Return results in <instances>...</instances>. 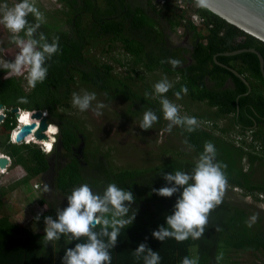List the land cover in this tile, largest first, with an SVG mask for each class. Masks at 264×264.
<instances>
[{"label": "trees", "instance_id": "trees-1", "mask_svg": "<svg viewBox=\"0 0 264 264\" xmlns=\"http://www.w3.org/2000/svg\"><path fill=\"white\" fill-rule=\"evenodd\" d=\"M7 1L14 4L19 2ZM59 1L69 7L70 17L61 26L44 23L40 29L49 42L53 37H59L61 49L50 62L46 81L33 90L28 88L26 82L23 85L21 79L4 78L5 73L0 70V105L5 111V117L13 115V108L27 112L40 111L58 129L53 153L61 156V151L57 152V148L63 150L62 155L67 158V162L59 164L56 170V196L63 197L65 201L71 190L81 183H88L97 191H103L108 183H116L133 192L135 203L132 207L138 209L136 219L131 226L121 230L118 244L111 250L112 264H143L142 259L134 257V250L140 243H147L153 251L159 253L160 264H181L185 256H198L199 264H217L216 256L220 254H223V259L219 264H239L230 254H264V224L258 219L251 228L247 227L246 221L252 216L250 210L226 199L212 211L209 227L203 238H190L184 242L174 239L163 242L155 240L152 232L166 223L165 217L172 214L180 192L172 197H161L153 189L169 186L163 179L164 174L175 170L190 171L195 163L185 161L181 151L174 152L171 158L163 160L156 167L146 169H114L109 154L87 152L84 148L83 157L80 158L77 149L82 142L85 143V129L75 117L68 116L73 86L78 79L84 85L103 91L110 99L112 96L122 95L131 100L132 106L137 107L138 111L153 110L160 118L156 124H163L158 99L149 100L134 92L115 72L113 62L94 59L90 55V51L99 43L107 45V53L116 47L120 48L130 57L128 63L114 57L120 64L133 63L132 70L135 72L136 67L142 66L150 72L160 70L175 76L177 80L168 92L169 95H174L186 85L188 92L184 95L192 101L204 102L211 108L209 114L200 116L208 124L206 127L199 125L193 133H187L181 128L182 144L187 138L191 149L200 155L204 143L211 141L218 152L217 160L227 165L229 187L240 189L243 195L258 201V195L264 193V185L254 181L253 168L264 163V78L255 53H221L254 48L264 61V42L207 8L197 7V12L204 18V33L196 36L190 49L172 47L163 19L170 24L173 20L181 22L185 10L180 12L176 3L169 1L159 6L156 0ZM28 19L34 22L31 15ZM184 27L189 32L196 30L189 20L185 21ZM185 53L190 56L189 62ZM214 55L219 62L243 75L249 85L215 63ZM169 58L181 60L182 65L173 69L170 64L161 63V60ZM18 96L28 97L30 103L17 104ZM221 118L227 119L223 126L218 123ZM8 124V119L6 123H1L0 137L4 139L0 140V148L10 144L8 138L12 128ZM248 131L250 141L244 137ZM237 135L240 136L238 144L235 142ZM52 154L45 155L33 145L29 158L21 163L27 175L38 176L45 173ZM244 160L247 162L246 170ZM1 197L0 193V207ZM62 203L56 200L49 202L46 216L52 215L55 219V208L67 207V204ZM44 235L45 232L23 234L7 216H1L0 264H62L65 248L74 247L79 242L72 241L66 245L62 238L54 249L51 243L45 247ZM53 251L56 257H53Z\"/></svg>", "mask_w": 264, "mask_h": 264}, {"label": "clouds", "instance_id": "clouds-1", "mask_svg": "<svg viewBox=\"0 0 264 264\" xmlns=\"http://www.w3.org/2000/svg\"><path fill=\"white\" fill-rule=\"evenodd\" d=\"M193 2L199 8L205 6V0H193ZM30 15L34 18V22L29 21ZM44 23H46L45 15L36 6L34 0H19L11 6L7 2L0 3V26L10 34L9 44L17 49L15 54L11 55L13 57L11 60L5 59L10 55L9 49L0 42V70L5 73L4 78L23 77L28 88L33 90L46 81L51 67L50 62L61 49L59 37H53L49 42L48 37L40 31ZM161 63H168L173 69L182 65L181 60L172 58L161 60ZM152 87L153 91L145 92V96L158 99L163 119L168 122L165 131L171 133L174 127H180L187 133H193L199 128L197 118L182 115L181 106L166 95L174 87L167 77L157 81ZM187 92L185 85L174 95L179 100L182 99L181 93L187 94ZM16 103L27 105L30 101L26 96H18ZM71 104L79 112H91L95 117L102 116L103 110L108 107L97 100L95 92L87 90H83L82 93L73 92ZM32 113L26 112L30 115ZM18 117H15L17 122H19ZM159 119L156 112L149 109L143 113L139 127L145 131L153 129ZM27 122L25 120V123ZM12 131L8 138L10 144H13L10 142ZM15 138L14 135L13 141ZM25 143L36 144L39 147V144L33 141ZM183 143L192 147L187 138ZM14 144L16 145L17 142ZM48 150L50 151V148ZM217 156L215 145L211 141H206L203 151L190 171L175 170L164 174L163 179L169 186L153 189L155 194L172 197L180 192V195L173 206L172 214L165 217L166 223L152 232L155 240L163 242L174 239L177 242H184L190 238L199 240L204 237L209 227V217L212 211L223 203L229 187L227 165L218 161ZM4 174V169L0 168V178ZM41 190L46 194H52V189L47 184ZM66 200L67 207L55 208V219L52 215L44 216L43 208L34 216L37 222L43 217L45 247L51 243L56 249L62 238L66 245L72 241H79L74 247L65 248L62 264H112L111 250L117 246L121 230L131 226L136 219L138 209L132 207L135 203L133 192L119 187L116 183H108L103 191L94 190L88 183H81L71 190ZM258 218V213L249 217L246 221L247 227L251 228ZM134 257L137 260L142 259L143 264L161 262L159 253L153 251L147 243L138 245L134 250ZM222 259L223 254L217 255V264ZM181 264H199V257L185 256Z\"/></svg>", "mask_w": 264, "mask_h": 264}, {"label": "rangeland", "instance_id": "rangeland-1", "mask_svg": "<svg viewBox=\"0 0 264 264\" xmlns=\"http://www.w3.org/2000/svg\"><path fill=\"white\" fill-rule=\"evenodd\" d=\"M98 1L101 2L102 0ZM156 1L159 6L162 5L159 0ZM169 1L173 4L177 3V0ZM5 2L10 6L14 5V2L0 0V3ZM34 2L40 11L44 13L46 23L53 26L63 25L66 19L70 17L69 7L59 0H34ZM180 4V12L185 10V13L182 15L184 18L181 16V22L173 20L170 24L163 19V25L167 28L170 46L190 49L191 43L196 36L203 34L205 31L203 26L204 18L197 12V6L193 0H181ZM186 20L191 21L195 25L196 30L194 32L186 31L184 27ZM9 35L7 30L0 26V42L9 49L10 54L5 59L11 60L13 58L11 55H14L17 49L14 45L9 44ZM106 47V44L99 43L97 47L90 51V55L94 59L113 62L115 72L129 84L131 89L149 100L155 98L152 96L146 97L145 92L151 93L153 91L152 86L157 81L167 77L174 84L177 80L175 76H171L163 71L150 72L142 66L136 67L135 72L132 70L133 63L122 65L113 59L115 57L128 63L127 61L130 60V57L127 54L117 47L110 53H107L105 51ZM185 56L189 62V54L185 53ZM11 77L17 78L15 76ZM83 90L95 92L97 100L102 101L108 107L103 110L102 116L95 117L91 112L81 113L78 109L73 108L70 100L68 116L71 115L80 122L81 126L85 129L87 137L85 143L82 142L77 149L79 157L81 155L82 158V152L85 149L87 152L94 151L101 154H109V160L114 169H146L156 167L163 160L171 158L174 152L181 151L182 158L185 161L196 163L199 154L187 145L182 144L180 127H174L172 132L168 133L165 131L168 122L164 120L161 126L155 124L153 129L142 130L139 124L145 111H138L137 107L132 106L131 100L125 99L122 95L112 96V99H110L103 91L84 85L77 79V83L73 86V92L82 93ZM166 95L170 100L181 106L182 115H197L194 117L199 121V125L205 127L208 125L205 119L200 118L201 115H207L211 112V108H208L204 102L192 101L184 94H182V99L179 100L176 99L175 95H169L168 93ZM7 119L9 121V128H12L10 130L11 133L17 125L15 115L4 117L3 121L6 123ZM218 123L220 126H223L227 123V119L221 118L218 120ZM57 136L58 133L55 137V143ZM227 136L231 137L230 134ZM1 139L4 138L0 137ZM33 145L38 147L36 144L28 145L22 141L17 142L16 145L5 144V146L0 148V152L9 158V167L0 178V193L2 194L0 217L3 215L7 216L16 228L26 235L44 233L45 224L43 217L37 222L34 220V216L41 208L44 209L43 215L46 216V212L49 210V202L56 200L61 204L64 201L63 197L56 196L54 190L56 170L59 164H64L65 162L62 157L63 150H57V152L61 151L59 153L61 156L57 154L56 159L51 161L50 169L44 176L45 178H42L41 175L28 176L21 163L29 158ZM81 147L82 152L80 151ZM243 166L246 170V160L243 161ZM253 169L254 181L256 183L261 182L264 185V163L255 165ZM45 184L51 187L52 194H46L41 190ZM224 199L230 203L247 208L250 210L251 215L258 213V219L264 224V193H260L258 201H254L253 197L243 195L240 189L228 187ZM62 204H67V200ZM52 255L56 257L54 251ZM230 257L239 264H264V254L262 253H233L230 254Z\"/></svg>", "mask_w": 264, "mask_h": 264}, {"label": "water", "instance_id": "water-1", "mask_svg": "<svg viewBox=\"0 0 264 264\" xmlns=\"http://www.w3.org/2000/svg\"><path fill=\"white\" fill-rule=\"evenodd\" d=\"M204 7L225 21L264 42V0H205ZM246 51L253 52L257 55L260 72L264 78L263 57L256 49L241 48L223 52L221 54L234 55ZM213 60L215 63L228 69L235 76L240 78L246 85H249L243 75H241L237 70L219 62L216 59V55L213 56ZM248 90H250V88ZM1 108L2 106L0 105V109ZM11 112L16 118L19 116V108H13ZM30 116L32 122L29 124H23L19 128L15 136L16 142H22L29 135H33L36 141L48 140V136L45 134V131L48 130V126L50 125L47 117H42V113L40 111H35ZM3 119L4 116L0 114V123ZM80 150H82V147ZM7 164L8 160L6 158H0V168H5Z\"/></svg>", "mask_w": 264, "mask_h": 264}, {"label": "built area", "instance_id": "built-area-1", "mask_svg": "<svg viewBox=\"0 0 264 264\" xmlns=\"http://www.w3.org/2000/svg\"><path fill=\"white\" fill-rule=\"evenodd\" d=\"M159 2L161 3V4H165V3H167L168 2V0H159ZM177 3V5L178 6H181V0H177L176 1ZM10 78H13V77H10ZM18 79H21L24 83H22L23 85L25 84V82H26V80L23 78V77H17ZM16 78V79H17ZM15 79V78H14ZM0 114H2L4 117H5V111H4V109L3 108H1L0 109ZM46 116V114L44 113V112H42V117H45ZM50 126V125H49ZM48 126V127H49ZM56 128V127H55ZM47 133V131H45V134ZM47 135V134H46ZM56 135H57V128H56V134H53V142H52V144H51V146L50 147H47V146H44V145H41V144H39V148H40V150H41V152L43 153V154H45V155H49V154H51L52 153V150H53V146H54V144H55V137H56ZM236 137V139H235V142H236V144H238V140L240 139V136H235ZM244 137L248 140V141H250L251 140V135H250V132L248 131V132H246V134L244 135ZM10 142L11 143H13L14 144V141H13V137H12V135L10 136ZM50 148V151L48 150ZM0 158H6L7 160H8V164H7V166L5 167V168H3L4 169V171L6 172V170H7V168L9 167V158H8V156H6L5 154H2V153H0Z\"/></svg>", "mask_w": 264, "mask_h": 264}, {"label": "bare ground", "instance_id": "bare-ground-1", "mask_svg": "<svg viewBox=\"0 0 264 264\" xmlns=\"http://www.w3.org/2000/svg\"><path fill=\"white\" fill-rule=\"evenodd\" d=\"M27 111H24V113L22 111H20L19 113V122H17V127L14 128V130L12 131V137L14 136L15 133H17V131L19 130V128L21 127L20 125H23V124H29L32 122L31 120V116L30 114H26ZM29 113V112H28ZM25 120H27L28 122L25 123ZM18 129V130H17ZM47 136H48V140L46 141H36L35 138L33 137V135H29L27 138H25L24 142H28V141H33L34 143H37V144H41V145H44V146H47V147H50L52 142H53V134H56V128L54 125H50L48 127V130H47ZM16 136V135H15ZM14 143H16V140L14 141Z\"/></svg>", "mask_w": 264, "mask_h": 264}, {"label": "flooded vegetation", "instance_id": "flooded-vegetation-1", "mask_svg": "<svg viewBox=\"0 0 264 264\" xmlns=\"http://www.w3.org/2000/svg\"><path fill=\"white\" fill-rule=\"evenodd\" d=\"M83 145V144H82ZM84 146V145H83ZM57 150H59V148H57ZM81 151V150H80ZM82 152V151H81ZM82 154H83V152H82ZM58 155L56 154V153H53L52 155H51V157H50V162H49V168H48V170L45 172V173H43V174H41V177L42 178H45L44 176L46 175V173L49 171V169H50V164H51V161L53 160V159H56V157H57ZM63 157V156H62ZM83 157V156H82ZM58 158H60V157H58ZM80 158H81V155H80ZM63 160L66 162V158L65 157H63ZM65 162H64V164H65ZM63 164V165H64Z\"/></svg>", "mask_w": 264, "mask_h": 264}]
</instances>
